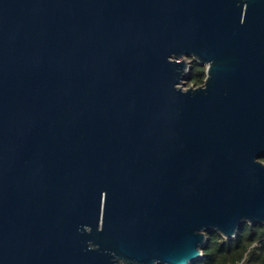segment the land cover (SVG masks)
I'll list each match as a JSON object with an SVG mask.
<instances>
[{
	"label": "water",
	"instance_id": "1",
	"mask_svg": "<svg viewBox=\"0 0 264 264\" xmlns=\"http://www.w3.org/2000/svg\"><path fill=\"white\" fill-rule=\"evenodd\" d=\"M263 155L264 0H0V264H191Z\"/></svg>",
	"mask_w": 264,
	"mask_h": 264
},
{
	"label": "trees",
	"instance_id": "2",
	"mask_svg": "<svg viewBox=\"0 0 264 264\" xmlns=\"http://www.w3.org/2000/svg\"><path fill=\"white\" fill-rule=\"evenodd\" d=\"M205 77L206 66L193 60L189 84L201 85ZM261 159L264 161V155ZM191 264H264V224L246 222L231 238L217 231L208 232L202 255Z\"/></svg>",
	"mask_w": 264,
	"mask_h": 264
},
{
	"label": "rangeland",
	"instance_id": "3",
	"mask_svg": "<svg viewBox=\"0 0 264 264\" xmlns=\"http://www.w3.org/2000/svg\"><path fill=\"white\" fill-rule=\"evenodd\" d=\"M191 59H192L191 57H187V60H191ZM184 82H185V83L182 84V86H183L184 88H187V87L191 86V85L189 84V82H188L187 79H185Z\"/></svg>",
	"mask_w": 264,
	"mask_h": 264
}]
</instances>
